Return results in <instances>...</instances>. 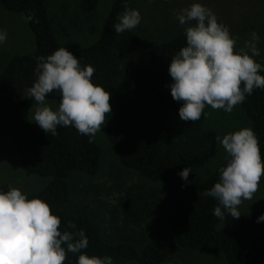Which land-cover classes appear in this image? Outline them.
<instances>
[{"label": "trees", "instance_id": "obj_1", "mask_svg": "<svg viewBox=\"0 0 264 264\" xmlns=\"http://www.w3.org/2000/svg\"><path fill=\"white\" fill-rule=\"evenodd\" d=\"M128 1H112L93 43L78 50L66 48L82 67H94L92 82L110 92V101H115L107 119L106 137L119 163L149 181L168 186V194L159 203L152 199L149 204V198L144 196L143 210L147 212L132 221L138 225L148 218L161 225V233L140 243L109 242L91 219L63 209L68 197L66 178L73 171L96 173L100 147L74 127L57 126L58 134L53 136L22 121V108L33 101L26 98L25 91L36 79L37 57H46L65 46L59 44L52 30L46 0H0L3 9L24 15L35 40L32 53L12 56L0 71V134L11 136L24 170L51 177L39 192L26 193L27 196L39 197L49 204L61 220V231L83 229L88 247L82 251L110 256L113 264H162L177 250L222 253L227 264H264V221H257L264 212L242 216L234 229L215 228L220 220L213 215L217 202L204 192L218 181L219 169L226 165V159L203 179L193 171L215 155L216 131L204 127L199 120H180L181 102L160 90L161 85L172 82L168 72L170 59L186 45L185 34L167 41L145 39L133 29L117 34L113 25ZM97 2L80 0V7L92 11ZM260 74L264 75V70ZM46 99L59 104L60 95L54 91ZM238 105L250 119L264 161V89H254ZM185 167L191 169L188 182L179 175ZM8 188L7 184L0 185V191ZM69 221L75 223V229L67 227ZM76 260L77 256L69 253L65 264H76Z\"/></svg>", "mask_w": 264, "mask_h": 264}, {"label": "clouds", "instance_id": "obj_2", "mask_svg": "<svg viewBox=\"0 0 264 264\" xmlns=\"http://www.w3.org/2000/svg\"><path fill=\"white\" fill-rule=\"evenodd\" d=\"M184 26L186 45L170 59L169 89L173 100L181 102L179 119L195 122L205 106L231 113L256 88L264 89V65L260 55L259 35L252 31L250 39L237 50V38L229 27L218 21L216 14L200 2H193L176 13ZM28 19H31L29 16ZM113 25L117 34L131 31L141 21L139 10L124 5ZM7 40V30L0 29V44ZM36 79L25 91L26 98L36 103L33 120L45 133L57 135V126L74 127L80 134L94 136L101 131L106 115L111 113L110 92L91 80L95 69L80 65L66 47H59L46 57H37ZM60 95L56 109L46 97ZM226 152V165L219 169V179L204 195L217 203L213 215L225 220V213L239 218V206L252 201L264 177L259 140L250 126L216 137ZM191 169L179 175L188 182ZM257 221H264L262 213ZM61 220L47 202L29 198L17 187L0 191V264H65L68 254L77 256L76 264H113L110 256L88 255L83 229L61 231ZM68 228L75 229L69 221Z\"/></svg>", "mask_w": 264, "mask_h": 264}, {"label": "rangeland", "instance_id": "obj_3", "mask_svg": "<svg viewBox=\"0 0 264 264\" xmlns=\"http://www.w3.org/2000/svg\"><path fill=\"white\" fill-rule=\"evenodd\" d=\"M112 1L98 0L94 10L83 11L80 0H46L48 17L59 44L78 50L93 43L99 36L102 22ZM193 2L202 3L216 14L218 21L225 22L230 34L237 38V50L244 46L245 41L250 39V33L255 31L260 37L257 44L260 55L255 59L264 65V0H129L128 7L139 10L141 15L140 24L133 30L143 38L153 41H167L185 34L184 26L179 24L176 13ZM0 29L7 30V40L0 44L1 71L12 56L32 53L35 50V40L24 15L9 12L2 7ZM168 86L161 85L160 90L170 93ZM46 102L53 109L58 106L55 100L46 99ZM109 103L112 113L115 101ZM35 106L34 100L24 105L20 117L27 126L43 131L32 121ZM110 114L106 115V122L101 126V131L90 136L100 147L97 172L86 174L73 171L66 178L68 197L63 209L91 219L98 226L100 234L109 242L129 240L133 244L134 241L140 243L157 237L162 231L159 223L148 218L138 225L132 223L142 212H147L143 210V198L148 197L149 204L152 199L159 203L168 194V186L161 181H149L119 163L115 150L106 137V123ZM199 121L204 127L214 129L219 137L242 127H251L250 119L239 105H236L231 113L206 105ZM225 159L226 152L218 142L215 155L193 171L203 179ZM50 180L49 176H39L24 170L13 139L8 134H0V185L7 184L19 188L24 193L32 194L39 192ZM152 210L156 212L155 208ZM239 211L241 215L238 219L226 212L224 222L220 219L215 228L234 229L242 216L264 212V177H261L260 188L254 194L253 200L243 201ZM125 264L138 263L130 261ZM162 264H227V262L222 253L210 255L195 250H177Z\"/></svg>", "mask_w": 264, "mask_h": 264}]
</instances>
